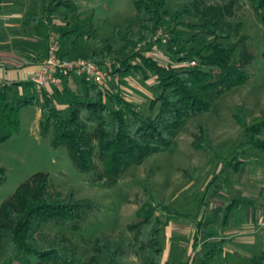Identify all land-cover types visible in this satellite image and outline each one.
<instances>
[{"label": "trees", "instance_id": "16d2710c", "mask_svg": "<svg viewBox=\"0 0 264 264\" xmlns=\"http://www.w3.org/2000/svg\"><path fill=\"white\" fill-rule=\"evenodd\" d=\"M170 1L181 10L172 14ZM8 2L0 0V15ZM49 2V13L58 9L78 10L73 0ZM249 2L264 29V0ZM134 5V25L129 26L125 34L116 27L112 38H102L97 29L91 27L85 35L93 37L95 47L76 58L63 52L62 57L86 59L101 66L107 59H113L115 71L122 77L131 73H139L146 80L153 77L156 97L149 105V113L141 112L133 102L114 93L105 84L84 81V92L72 93L65 110L59 109L47 93L42 98L36 93L16 102L13 87L5 86L0 90V143L19 130L21 110L36 106L41 111L42 133L53 130V145L67 147L79 171L92 172L98 155L104 168L101 178L116 185L131 167L169 149L188 123L211 111L225 92L249 82L247 68L254 53L246 47L242 25L230 20V5L220 6L209 0H134ZM45 21L46 17L33 16L28 23L43 25ZM161 29L170 35L167 49L177 64L159 62L147 54L150 48H140ZM73 33L62 31V43ZM191 62L196 65H190ZM17 85L34 88L32 82L14 86ZM234 117L244 134L227 158L220 155L207 126L202 127V134L193 144L220 162L217 180L229 170L240 173L245 165L243 157L248 151L264 154L261 137L264 116L251 123L250 110L237 106ZM152 178L150 171L143 186L154 205L145 204L138 212L140 222L130 227L136 231L135 242L132 243L125 232L115 236L102 235L85 264H127L131 257L140 256L142 264H162L164 225L155 213L160 208L173 213L158 198ZM5 182L6 172L0 168V186ZM232 208L233 205L229 206L228 211ZM102 209L92 200L76 198L72 192L67 196H54L48 174L33 175L1 206L0 264H31L32 257L40 258L41 264H73L76 258L74 243L59 233L49 235L44 228L50 223L82 219L89 212ZM207 243L199 251L204 262L218 258L227 244L226 240ZM248 264H264V250Z\"/></svg>", "mask_w": 264, "mask_h": 264}, {"label": "rangeland", "instance_id": "374dc122", "mask_svg": "<svg viewBox=\"0 0 264 264\" xmlns=\"http://www.w3.org/2000/svg\"><path fill=\"white\" fill-rule=\"evenodd\" d=\"M73 1L78 6L77 11L58 9L49 13V0H9L7 4L13 6L12 10H18L21 18L15 21L12 29L0 23V54H43L48 51L54 32L60 37L62 52L76 58L95 47L93 37L85 35L91 27L96 28L102 38L108 39L112 38L116 27L125 34L127 28L134 25V0ZM209 1L220 6L230 5V20L242 25L246 47L254 53L247 68L250 80L225 92L211 111L188 123L169 149L131 167L118 184L111 185L101 178L104 168L98 155L92 172L79 171L67 147L53 145V130L42 133L41 111L36 106L21 110L19 130L0 143V168L6 172V182L0 186V209L3 202L11 199L17 189L37 173L48 174L54 196H67L72 192L78 199H89L102 206L101 211H91L82 219L50 223L44 228L45 233L62 234L74 243L76 258L73 264L89 261L96 241L102 235L115 236L125 232L131 242H135L136 231L130 227L140 222L138 212L145 204L154 205L143 186L150 171L158 198L173 213H166L161 208L155 213L164 225V260L172 264H248L264 250V154L248 151L243 157L245 165L240 173L229 170L217 180L220 162L193 145L202 134V127L207 126L220 155L227 158L244 134L234 117V109L247 107L251 112V123L264 116V29L249 0ZM170 10L175 14L181 8L170 1ZM33 16L46 17V21L43 25L28 23ZM62 31L74 33L62 43ZM168 45L162 46L161 57H155L148 50L151 42H145L140 48L148 50L147 54L159 62L177 64ZM116 74L119 80L105 85L133 102L141 112L149 113V105L156 97L155 79L146 80L139 73L123 77ZM22 87L23 93L13 87L16 102L36 93L42 98L47 93L59 109L65 110L71 94H82L86 85L84 80L70 75L60 87L50 90L39 92L30 86ZM261 137L264 139V131ZM231 205L233 208L228 211ZM204 224L209 225L204 228ZM220 240H226L227 244L219 257L204 262L199 254L201 248L207 242ZM41 263L40 258L32 257L31 264ZM127 264H142L141 256L131 257Z\"/></svg>", "mask_w": 264, "mask_h": 264}, {"label": "built area", "instance_id": "2783aa9c", "mask_svg": "<svg viewBox=\"0 0 264 264\" xmlns=\"http://www.w3.org/2000/svg\"><path fill=\"white\" fill-rule=\"evenodd\" d=\"M170 36L164 30L148 41L152 43L151 52L155 57L163 56L162 46L169 44ZM190 65L195 66L196 62ZM78 77L88 83L107 84L118 81L114 64L106 62L103 66L86 59H66L62 57V47L58 34L52 32L46 58L31 77L34 88L42 92L60 87L65 77Z\"/></svg>", "mask_w": 264, "mask_h": 264}, {"label": "crops", "instance_id": "0c3cea01", "mask_svg": "<svg viewBox=\"0 0 264 264\" xmlns=\"http://www.w3.org/2000/svg\"><path fill=\"white\" fill-rule=\"evenodd\" d=\"M13 6L5 4L2 7L0 15V23L3 27L13 28L15 21L21 18L18 10ZM9 11V12H7ZM14 21V22H13ZM6 53V52H4ZM2 54V53H1ZM0 54V90L5 87H17L23 93L22 85L14 86L15 84L31 82V77L38 70L39 66L46 57L47 50L43 54H32L31 56H20L19 54L1 55ZM8 54V53H6ZM12 76L14 77L13 79ZM10 77V78H9ZM50 90V89H48ZM169 261L164 260L162 264H167Z\"/></svg>", "mask_w": 264, "mask_h": 264}]
</instances>
